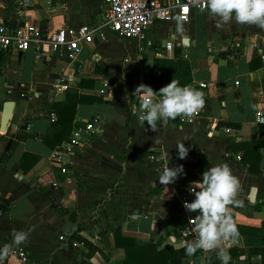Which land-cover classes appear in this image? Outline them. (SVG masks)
I'll return each instance as SVG.
<instances>
[{"label":"crops","instance_id":"1","mask_svg":"<svg viewBox=\"0 0 264 264\" xmlns=\"http://www.w3.org/2000/svg\"><path fill=\"white\" fill-rule=\"evenodd\" d=\"M23 9L15 0H0V20L25 16L38 24L46 18L51 25H77L98 24L104 17L103 0H41L26 7V14ZM102 30L110 31L97 30L77 59L36 54L30 46L0 51V110L4 100L13 101L0 130V241L12 242L13 230L29 232L23 247L31 264H123V250L111 231L117 225L135 232L138 243L178 248L186 240L178 227L187 215L197 214L186 212L179 196L207 168L226 163L240 182L235 197L240 203L232 206L238 236L217 248L218 254L226 250L227 257L220 259L232 264H264L259 254L246 253L262 244L252 228L259 225L264 208V115L260 121L254 117V110L264 107V30L235 21L218 28L216 18L196 8L186 22L175 12L153 21L147 35L154 42L173 41L169 57L177 50L187 58L189 84L205 99L193 121L158 124L155 132L130 108L138 72L160 57L157 49L113 31L109 37L120 46H107L109 37L98 35ZM69 89L83 97L71 127L95 117L97 131L73 150L67 177L52 186L56 167L50 153L57 144L48 147L38 134L55 118L51 102L63 99ZM223 121L230 125L215 124ZM180 143L189 149L183 160L178 159ZM23 151L37 155L26 170L21 166L30 160H19ZM178 165L186 174L165 188L158 176L165 166ZM258 201L261 205L254 209ZM180 264H206L204 253L183 256Z\"/></svg>","mask_w":264,"mask_h":264},{"label":"clouds","instance_id":"2","mask_svg":"<svg viewBox=\"0 0 264 264\" xmlns=\"http://www.w3.org/2000/svg\"><path fill=\"white\" fill-rule=\"evenodd\" d=\"M190 4L198 11L216 18L218 28L235 21L240 25H254L264 30V0H190ZM132 95L139 99V105L132 106V113L138 116L142 124L147 122L154 132L158 122L166 125L170 120L181 116L194 117L205 106L202 91L190 85L180 86L175 79L158 91L141 83L135 87ZM176 147L178 159H186L189 149L184 143L177 144ZM185 174L183 165L165 166L157 180L167 188V185L175 183ZM239 183L226 163L207 168L202 172L200 180L191 182L188 190L194 199L191 202L184 201L182 206L186 212L197 214L194 218H189V224L192 225L190 232L194 234V238L179 244L185 255L191 257L197 251L209 253L238 236L232 218V206H239L240 203L235 199ZM28 236L29 232L13 230L12 243L0 247V264L8 259L12 246L26 244ZM173 239L175 240L174 237Z\"/></svg>","mask_w":264,"mask_h":264},{"label":"built area","instance_id":"3","mask_svg":"<svg viewBox=\"0 0 264 264\" xmlns=\"http://www.w3.org/2000/svg\"><path fill=\"white\" fill-rule=\"evenodd\" d=\"M15 1L22 8H25L23 9V13H25L26 7L33 6L41 0ZM191 8L195 7L191 6L190 0H103L104 17L101 23L82 22L77 25L63 23L61 25H51L45 31L40 30L38 22L25 18V16L21 20L12 22L0 20V51L8 50L11 47L25 49L30 46L33 47L36 54L62 53L69 60L77 59L80 49L83 46H90L97 30L106 28L120 37H134L140 45L154 46L160 57H169V52L173 47V41L171 39H162L159 42H154L147 35L146 29L153 21L163 20L169 17L172 12H175L181 21L186 22L189 19V11ZM260 57L264 60V53H261ZM146 71L143 68L139 70L136 86L141 83L151 86L144 79ZM197 84L205 85V82L197 81ZM105 86L106 84L103 81L99 91H104ZM133 105H139V99L137 97ZM132 106L130 108L131 113ZM263 115L264 107L258 106L254 110L255 120L260 121ZM196 116H181L178 117V120L190 122ZM95 120L96 118L93 117L91 120H85L82 124L73 125L68 136L52 149L50 159L56 167L54 170V179L50 182L52 186H58L67 177L70 156L73 150L84 145L88 137L97 131L94 124ZM158 124L162 123L158 122ZM189 187L187 186L185 188V194L179 196L181 206L184 201L191 202L188 198V194L190 193L188 190ZM189 218H194V216L187 215L184 223L177 229L179 234L186 240L194 238V234L190 232L192 225L189 224ZM11 243V241H0V247L4 244ZM227 244L221 247H226ZM13 259H16L21 264H31L29 255L23 245H13L12 252L4 264H14Z\"/></svg>","mask_w":264,"mask_h":264},{"label":"trees","instance_id":"4","mask_svg":"<svg viewBox=\"0 0 264 264\" xmlns=\"http://www.w3.org/2000/svg\"><path fill=\"white\" fill-rule=\"evenodd\" d=\"M46 20V18H41L40 20L39 28L41 31H45L51 26L50 23H46ZM144 79L151 85L154 91H158L172 79L178 80L180 86H183L190 83L191 80L189 61L177 50H174L173 56L171 57H153L150 67L144 74ZM81 82L82 81L79 80L77 84L82 85ZM82 100L83 97L80 93L75 89H69L65 91L63 99L51 102L55 118L49 123L48 129L42 135L38 134L41 141H43L48 147H53L68 136L75 112V106ZM176 120H178V118L170 121ZM215 124L228 126L230 125V122L223 121L216 122ZM259 130L262 132L261 126L259 127ZM36 159L37 155L23 151L19 160L30 161L26 165L21 166V168L26 170ZM241 161L245 162L246 160L241 159ZM249 165L250 163H248L247 168L251 171ZM101 199L102 198H97V202ZM260 205L261 202H255L253 208L258 209ZM77 227H79V225H77ZM74 228L76 229V226ZM252 230L253 234L260 237L262 244L258 247L248 248L246 252L247 256L251 254H259L264 262V208L263 217L259 225L252 228ZM111 231L114 244L120 246L123 250V264H180L181 257L187 256L182 247H180L179 250L170 245L157 248L156 241L143 244L138 243L136 240L137 234L135 232L122 230L119 225L114 226ZM73 235L74 233H71V236ZM76 238L78 239L79 236H76ZM198 253L203 252L197 251L194 255ZM204 257L206 264H232L230 260L220 259L218 249L209 253H204Z\"/></svg>","mask_w":264,"mask_h":264},{"label":"water","instance_id":"5","mask_svg":"<svg viewBox=\"0 0 264 264\" xmlns=\"http://www.w3.org/2000/svg\"><path fill=\"white\" fill-rule=\"evenodd\" d=\"M185 40H186V38L183 37L182 41L185 42ZM12 105H13V101L10 99H6L2 102V106H1V110H0V130H3L5 127V123H6L7 119L9 118V114L11 112ZM248 198H249V200H252L253 195L250 193ZM219 255L222 258H226L227 257L226 250H220Z\"/></svg>","mask_w":264,"mask_h":264},{"label":"rangeland","instance_id":"6","mask_svg":"<svg viewBox=\"0 0 264 264\" xmlns=\"http://www.w3.org/2000/svg\"><path fill=\"white\" fill-rule=\"evenodd\" d=\"M107 33L109 35H106ZM111 34H113L112 31H106V30H102V31L98 32V35L101 36V37H103V36H108L109 37V36H111ZM119 41L121 42V40H119ZM105 43H106L107 46H111L113 48L120 46L119 42L117 40L111 38V37H109V39ZM130 46L135 47V43H131Z\"/></svg>","mask_w":264,"mask_h":264}]
</instances>
